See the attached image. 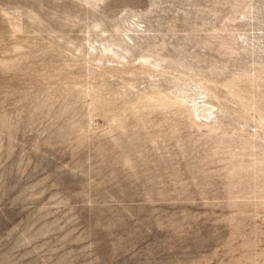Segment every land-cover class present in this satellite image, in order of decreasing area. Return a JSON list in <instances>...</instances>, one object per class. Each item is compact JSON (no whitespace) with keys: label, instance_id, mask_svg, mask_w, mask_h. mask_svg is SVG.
Masks as SVG:
<instances>
[{"label":"rangeland","instance_id":"obj_1","mask_svg":"<svg viewBox=\"0 0 264 264\" xmlns=\"http://www.w3.org/2000/svg\"><path fill=\"white\" fill-rule=\"evenodd\" d=\"M0 264H264V0H0Z\"/></svg>","mask_w":264,"mask_h":264}]
</instances>
